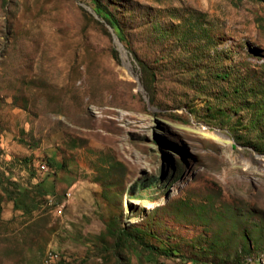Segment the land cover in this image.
<instances>
[{
	"label": "rangeland",
	"instance_id": "obj_1",
	"mask_svg": "<svg viewBox=\"0 0 264 264\" xmlns=\"http://www.w3.org/2000/svg\"><path fill=\"white\" fill-rule=\"evenodd\" d=\"M0 264H264V0H0Z\"/></svg>",
	"mask_w": 264,
	"mask_h": 264
},
{
	"label": "trees",
	"instance_id": "obj_2",
	"mask_svg": "<svg viewBox=\"0 0 264 264\" xmlns=\"http://www.w3.org/2000/svg\"><path fill=\"white\" fill-rule=\"evenodd\" d=\"M95 11L97 12V14L103 18V20L110 26L113 28V30L115 31V33L117 34L118 38L122 41L123 40V35H122V30L121 27L119 25L118 19L116 18V16L109 11L106 7H104L102 4H97L94 6ZM114 51V50H113ZM114 53H116V51H114ZM217 79L219 78L218 74L215 76ZM15 207L17 208V205H15ZM122 243L123 245H133V242L128 240L125 237L124 231H120L118 234V240L116 241V243ZM151 253V252H150Z\"/></svg>",
	"mask_w": 264,
	"mask_h": 264
},
{
	"label": "water",
	"instance_id": "obj_3",
	"mask_svg": "<svg viewBox=\"0 0 264 264\" xmlns=\"http://www.w3.org/2000/svg\"><path fill=\"white\" fill-rule=\"evenodd\" d=\"M113 35H114V37H115V41H116V43H117V45H118V49H119V51H120V47H122V45L120 44V42H119V40L117 39V37H116V35L113 33Z\"/></svg>",
	"mask_w": 264,
	"mask_h": 264
},
{
	"label": "built area",
	"instance_id": "obj_4",
	"mask_svg": "<svg viewBox=\"0 0 264 264\" xmlns=\"http://www.w3.org/2000/svg\"><path fill=\"white\" fill-rule=\"evenodd\" d=\"M48 258L51 260V259L54 258V255L51 254V255L48 256Z\"/></svg>",
	"mask_w": 264,
	"mask_h": 264
},
{
	"label": "bare ground",
	"instance_id": "obj_5",
	"mask_svg": "<svg viewBox=\"0 0 264 264\" xmlns=\"http://www.w3.org/2000/svg\"><path fill=\"white\" fill-rule=\"evenodd\" d=\"M122 54H123V57H125V53L124 52H122ZM51 255V254H50Z\"/></svg>",
	"mask_w": 264,
	"mask_h": 264
}]
</instances>
